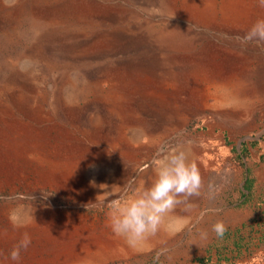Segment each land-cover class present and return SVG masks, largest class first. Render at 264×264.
<instances>
[{
  "label": "rangeland",
  "instance_id": "rangeland-1",
  "mask_svg": "<svg viewBox=\"0 0 264 264\" xmlns=\"http://www.w3.org/2000/svg\"><path fill=\"white\" fill-rule=\"evenodd\" d=\"M261 19V0H0V135L9 140L8 112L20 101L39 112L35 121L24 117L34 126L57 123L85 138L101 119L107 136L97 154L60 152V179L73 172L80 177L74 188L47 184L27 167L0 176V231L11 232L25 213L46 208L98 235L83 250L85 264H264V40L243 39ZM124 33L145 46L134 50ZM118 72L148 80L141 86L154 98L145 95L135 105L139 111L122 117L100 97L123 80ZM65 104L76 105V115L66 116ZM155 110L159 121L144 115ZM178 144L199 168L200 195L190 198L191 210H173L188 220L182 231L162 228L134 249L112 232L106 207H85L99 191L91 181L114 170L115 184L147 187L158 148ZM245 146L249 156L240 165ZM13 210L20 214L15 223ZM217 220L226 225L222 237L210 230ZM200 229L209 230L206 241ZM57 255L45 252L43 264L74 261ZM22 257L30 258L23 249Z\"/></svg>",
  "mask_w": 264,
  "mask_h": 264
},
{
  "label": "bare ground",
  "instance_id": "bare-ground-1",
  "mask_svg": "<svg viewBox=\"0 0 264 264\" xmlns=\"http://www.w3.org/2000/svg\"><path fill=\"white\" fill-rule=\"evenodd\" d=\"M126 34L127 33L122 34L121 37L126 39L127 43L131 44L134 50L137 51L145 46V44L140 42L138 37ZM154 60H156V56L152 59L153 63ZM122 65H124V63ZM118 73L119 74L116 78L123 80H117L116 83L114 82L108 90H105L100 96L105 103H108L109 106L112 107L114 110L113 112H116L120 117H122L127 110L131 113H136V110H138L135 106L137 100L145 99V95H147V101L149 102L154 99L150 97L152 93L149 95L147 91V93L144 92L141 86V84L148 83V80L138 77H130L126 80L122 73ZM100 88V86L96 87V94ZM14 102H16L15 105L12 110H9L8 112L10 120L7 119V130L10 138L8 141H5L4 137L0 135V176L10 177L18 173L22 167H27V169L29 168V172L32 171L41 180H46L47 184H51L54 181L58 185H64L63 182H65L69 187L74 188L76 184L80 183V177L77 179L73 176V172H70L68 176L63 178V181L60 179V172L58 171L59 162L61 161L58 159V157H60V152L62 150H65L68 153L77 152L81 156L84 154H97L101 146L107 141V136H105L104 128L102 126L103 121L98 119V124L94 127V133H91V135L88 134V137L84 138L75 135L72 129L57 123L47 128L32 125L33 122L25 121L24 117L32 116L31 119H34L35 121L36 118L41 117L39 112L23 102ZM57 108L58 105L56 109ZM64 108L69 110L66 116L74 115L77 110L76 105L71 104H65ZM159 114L160 113L156 110L154 112H144V115L147 118L154 121H159ZM8 115L4 114V116ZM32 152L39 154V160L37 162H32V160L29 159ZM31 156L33 157V155ZM35 157L36 155H34L33 158ZM100 157L101 156H99V158ZM41 158H43V160H40ZM44 164L47 166H44ZM105 179L97 181V184L101 182H106L109 185L115 184V182H118L117 172L113 170L108 178ZM23 216L25 219L19 223H15V228L12 229L13 231H0V264H43L42 259L44 258L41 257V255L49 251L57 253L59 256L74 255L72 258L74 261H72L73 263L71 264H85L84 262H86L88 258L85 257L84 251L86 250L89 252L91 245L93 246V244H96L98 241V235L92 233L84 223V225L81 222L73 224V221L70 220L69 217H58L52 209L39 208L37 211H33V213H25ZM26 233L31 238L30 245L27 249H23L24 254L26 253L30 256L29 260H27L28 262L23 259L24 256L18 261H12L11 257H4L6 252L10 248H14ZM113 239H116V237L114 236ZM125 249L127 248H120L118 252L121 253ZM32 257L39 262L34 263L31 259Z\"/></svg>",
  "mask_w": 264,
  "mask_h": 264
},
{
  "label": "clouds",
  "instance_id": "clouds-1",
  "mask_svg": "<svg viewBox=\"0 0 264 264\" xmlns=\"http://www.w3.org/2000/svg\"><path fill=\"white\" fill-rule=\"evenodd\" d=\"M264 4V0H261ZM264 40V19L258 20L243 37L244 40ZM189 144L191 141L188 142ZM154 177L151 184L142 189L134 188L133 182L125 180L124 184L109 185L106 182L93 187L99 189L95 199L85 207L107 208L108 223L112 232L123 237L127 244L136 249L144 247L149 238L155 236L162 228L170 235L182 231L188 223L187 218L172 214L178 205L191 210L190 198L199 196L202 188V177L194 160L190 159L189 150L183 145H163L158 148L153 159ZM129 193H132L129 195ZM35 198V197H34ZM10 218L15 223L20 218L18 210H13ZM211 232L222 237L226 231L223 221L211 224ZM200 240L209 237L208 229L199 230ZM31 243L26 233L10 253L12 261L20 259L21 249H27ZM167 252L162 249L161 254Z\"/></svg>",
  "mask_w": 264,
  "mask_h": 264
},
{
  "label": "trees",
  "instance_id": "trees-1",
  "mask_svg": "<svg viewBox=\"0 0 264 264\" xmlns=\"http://www.w3.org/2000/svg\"><path fill=\"white\" fill-rule=\"evenodd\" d=\"M247 156H249V149H248V147L245 146L242 150V153L237 155V159H238V162L240 165L244 164L243 161ZM253 183H254V180L252 178H249L247 180L246 189L250 192L249 195L245 194V197H247V198H249L248 196L252 195ZM207 261L209 262L210 260L199 259L198 263L199 264H207ZM113 264H119V263L114 262Z\"/></svg>",
  "mask_w": 264,
  "mask_h": 264
}]
</instances>
